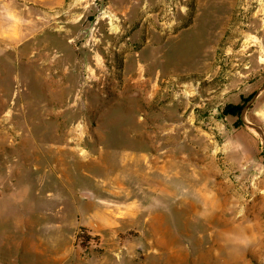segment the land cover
<instances>
[{
	"label": "rangeland",
	"instance_id": "rangeland-1",
	"mask_svg": "<svg viewBox=\"0 0 264 264\" xmlns=\"http://www.w3.org/2000/svg\"><path fill=\"white\" fill-rule=\"evenodd\" d=\"M263 86L264 0H0V264H264Z\"/></svg>",
	"mask_w": 264,
	"mask_h": 264
},
{
	"label": "crops",
	"instance_id": "crops-1",
	"mask_svg": "<svg viewBox=\"0 0 264 264\" xmlns=\"http://www.w3.org/2000/svg\"><path fill=\"white\" fill-rule=\"evenodd\" d=\"M161 162L164 163L165 165L168 164L165 160H161L160 163ZM146 164L150 165L152 167L155 166V165H157V166L159 165L157 159H151L150 161L147 160ZM94 216H95V221L94 222H96L101 216H104V214L102 215L100 213V211H99ZM120 226H121L120 220H115V219L108 220L104 224H100V223L93 224V223H90L87 226L86 225L83 226V228L88 229V232H90V233L92 232L93 236L100 237V240L102 242L99 245V249L102 250L104 252V254L105 253H111L113 255H116L117 256L116 262L117 263L119 262L118 264H121V262H122L121 261V256H123V251H122V249L120 247V243L121 242L119 241V232L121 230ZM157 230L158 229L156 227H153V231H157ZM54 245H55V243H54ZM36 253H39L41 256L45 254V252L44 251L42 252L41 249H39V251L36 252ZM50 253L51 254L47 255V256H49L48 259H46V260L42 259L43 261H39V263L40 264H65L66 263L65 262V257L60 256V257L57 258V256H55L53 251L50 252ZM128 254L126 253V256ZM89 257L98 258V260H100L101 262L102 261H106V263H107V261H108V258H106L105 256L104 257H98L96 255H92L91 254ZM106 263H103V264H106ZM123 263L124 262H122V264ZM79 264H82V263L79 262ZM124 264H126V263H124Z\"/></svg>",
	"mask_w": 264,
	"mask_h": 264
},
{
	"label": "water",
	"instance_id": "water-1",
	"mask_svg": "<svg viewBox=\"0 0 264 264\" xmlns=\"http://www.w3.org/2000/svg\"><path fill=\"white\" fill-rule=\"evenodd\" d=\"M264 92V86L259 89L254 95L253 97L248 101L247 105L245 107H243L242 111H241V122L243 125H245L247 128L251 129V130H254L261 138V141H262V146L264 148V133L263 131L257 127L256 125L250 123L247 121L246 119V113H247V110L248 108L250 107V105H252V103L257 99V97L262 94Z\"/></svg>",
	"mask_w": 264,
	"mask_h": 264
},
{
	"label": "trees",
	"instance_id": "trees-1",
	"mask_svg": "<svg viewBox=\"0 0 264 264\" xmlns=\"http://www.w3.org/2000/svg\"><path fill=\"white\" fill-rule=\"evenodd\" d=\"M253 95L254 94H252L248 98L244 99V102L247 103L253 97ZM243 107H244V104L243 105H229L226 108V110L224 111V114L231 115V116H237V115H239L241 113ZM84 239H86V242L89 241V238H87V237L84 238Z\"/></svg>",
	"mask_w": 264,
	"mask_h": 264
},
{
	"label": "bare ground",
	"instance_id": "bare-ground-1",
	"mask_svg": "<svg viewBox=\"0 0 264 264\" xmlns=\"http://www.w3.org/2000/svg\"><path fill=\"white\" fill-rule=\"evenodd\" d=\"M224 212H225V211H223L222 213H224ZM226 212H227V211H226ZM229 214H230V212H229ZM222 216H223V215H222ZM222 221H223V219H222ZM223 222H224V224H225V219H224ZM226 222H227V221H226ZM229 222H231V221H229ZM229 222H228V223H229ZM232 223H233V222H232Z\"/></svg>",
	"mask_w": 264,
	"mask_h": 264
}]
</instances>
